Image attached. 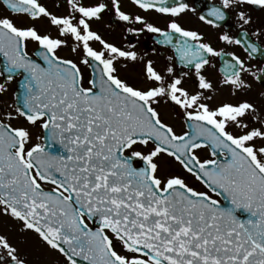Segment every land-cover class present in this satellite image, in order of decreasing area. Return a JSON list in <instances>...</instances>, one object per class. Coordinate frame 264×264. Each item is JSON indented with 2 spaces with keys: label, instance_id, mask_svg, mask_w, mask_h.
Masks as SVG:
<instances>
[{
  "label": "snow or ice",
  "instance_id": "6c2138e0",
  "mask_svg": "<svg viewBox=\"0 0 264 264\" xmlns=\"http://www.w3.org/2000/svg\"><path fill=\"white\" fill-rule=\"evenodd\" d=\"M0 4L12 14L0 15V95L17 84L13 110L0 113V214L66 264H264V110L247 99L211 104L217 89L206 74L220 58L219 84L230 95L251 89L247 76L264 83V66L248 62L264 58V45L244 30L264 0H218L198 17L219 28L234 12L242 31L218 39L247 60L181 23L196 12L188 0H131L137 12L122 0H62L64 12L45 0ZM108 13L123 23L124 40L153 34L168 51L164 67L95 29ZM153 14L168 18L164 26ZM20 18L47 20L55 34ZM65 47L78 59L60 55ZM126 62L143 64L142 85L121 77ZM162 101L179 110L185 130L162 119ZM161 156L207 191L163 173ZM0 264H29L7 234Z\"/></svg>",
  "mask_w": 264,
  "mask_h": 264
},
{
  "label": "flooded vegetation",
  "instance_id": "af4514ba",
  "mask_svg": "<svg viewBox=\"0 0 264 264\" xmlns=\"http://www.w3.org/2000/svg\"><path fill=\"white\" fill-rule=\"evenodd\" d=\"M45 2L49 7V9L53 12L66 11L65 7H60V8L56 7L57 4L62 3V0H45ZM188 2L194 8H196V12L195 13L188 12L181 18V23L185 27L192 28L194 30H198L204 33L206 40L210 41L214 47L223 48L226 52H234L237 55L241 56V58L246 60L248 59L243 49L240 46L226 45L218 39V36L224 31H229L230 34L234 36L238 35L242 31L237 26L238 22L234 12L231 13L226 23L221 24V27L212 28L211 26L201 22L198 17L202 11H206L207 7H209L210 4L218 3V0H188ZM122 3L124 5V10L131 12L139 11L131 4V0H122ZM249 11L251 12L252 15V22L249 25H245L244 30L248 32L249 37L251 38L252 41L260 45H264V35H261L259 37L253 35L256 29H261L262 32H264V10L251 8L249 9ZM0 15H12V14L3 4H0ZM13 18L16 19L15 16H13ZM152 18L161 26H164L166 20L168 19L167 17H161L155 14H153ZM19 22L23 24L35 23L36 26L41 31L51 30L53 34H55V29L49 28V24L47 20L33 22L26 18H20ZM93 27L97 29L100 33H102L106 39L116 44H124L127 42L135 43L136 50L138 51V53H140L141 55H144L145 53L147 54L146 56H144L145 59H152L155 62V66L158 69H162L164 67L166 63L165 56L168 54V51L162 48L161 46L155 44L154 42L155 38L153 34L145 33L141 35L138 40L135 37L129 36L127 40H124L123 37L125 34L123 31V23L116 20L111 13L106 14L102 20L95 22L93 24ZM153 48L157 49V51L153 52ZM60 55L72 58L74 60L78 59L76 54L72 53L68 47L63 48V50L60 52ZM248 62L251 65L264 66V58H261L260 56H257L255 59L250 60ZM126 63H127L126 67L121 66L119 68V73L121 77L128 80L130 83L142 85L144 83L143 64L140 62H126ZM212 63L215 65V67L208 68L206 73L209 79L213 81L214 86L217 89L216 92L212 93L213 99L210 102L211 104L215 105L216 103L221 101L235 102L237 100L247 99L253 102L254 104H256L262 110H264V83L254 80L251 76H247L246 79H248V81L252 84L251 89L247 90L246 92H241L236 96H232L230 95L229 89L227 87L219 84V81L221 79V74L219 72L220 58L214 59ZM81 68L85 74V77L87 78L88 69L84 68L83 65H81ZM0 82H3V77H0ZM12 82L15 83V86L12 89V91H14L13 92L14 104L12 106H14L15 105L14 93L17 89V84H16V80H13ZM11 85L12 83L8 85V91L6 93L0 95L1 97L0 113L4 112L2 111L3 106L8 104L10 100L9 93L11 92ZM185 86L190 90L195 89L196 85L194 78L189 79L185 84ZM158 109L160 111L162 119L165 122L172 125L174 130H176L178 133L185 130L182 114L172 104L164 103L162 101L158 106ZM199 155L202 158H207L208 150L204 149L203 151H200ZM176 166L178 167V170L184 171L177 162H176ZM186 174L194 182H197L196 185H192L193 187L201 191H207L205 186L200 181H198L194 176L188 174L187 172ZM216 198L221 199V202H223L222 198L220 197H216ZM34 234L37 242L40 244L41 247L40 250L19 248L21 252L26 255L29 264H66V261L58 252L50 249L36 233Z\"/></svg>",
  "mask_w": 264,
  "mask_h": 264
},
{
  "label": "rangeland",
  "instance_id": "374dc122",
  "mask_svg": "<svg viewBox=\"0 0 264 264\" xmlns=\"http://www.w3.org/2000/svg\"><path fill=\"white\" fill-rule=\"evenodd\" d=\"M11 92L9 93L10 100L8 104L3 106L2 111H12V108L9 107V105L14 104V98H13V92L12 89L15 86L14 82H11ZM1 99V97H0ZM17 123H23L22 120L20 121H13V124ZM34 133V140L35 135H43V130L39 127L32 129ZM161 170L163 173H178L183 175L187 182L192 186L196 185L197 182H194L192 179H190L186 172L182 170H178V167L176 166V162L173 161L170 157L167 156H161L160 161ZM22 224L21 222L11 218L10 216L0 214V234H7L9 238L17 244V246L21 249H30V250H40V244L37 242L35 238V234L32 231H21ZM34 236V237H33Z\"/></svg>",
  "mask_w": 264,
  "mask_h": 264
},
{
  "label": "water",
  "instance_id": "95a60500",
  "mask_svg": "<svg viewBox=\"0 0 264 264\" xmlns=\"http://www.w3.org/2000/svg\"><path fill=\"white\" fill-rule=\"evenodd\" d=\"M223 203H224V201H223Z\"/></svg>",
  "mask_w": 264,
  "mask_h": 264
}]
</instances>
